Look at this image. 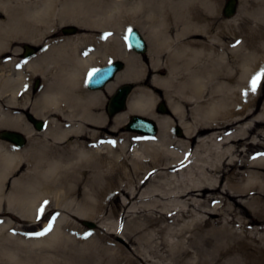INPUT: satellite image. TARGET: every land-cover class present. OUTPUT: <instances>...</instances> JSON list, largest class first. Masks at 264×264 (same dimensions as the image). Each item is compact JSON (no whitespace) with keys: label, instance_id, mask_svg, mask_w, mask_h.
I'll return each mask as SVG.
<instances>
[{"label":"bare ground","instance_id":"bare-ground-1","mask_svg":"<svg viewBox=\"0 0 264 264\" xmlns=\"http://www.w3.org/2000/svg\"><path fill=\"white\" fill-rule=\"evenodd\" d=\"M85 1L0 0V54L21 39L38 42L35 37L49 33L59 20L77 22L92 30L112 31L110 38L93 33L52 39L37 56L23 61L15 75L5 70L0 74V130L19 131L27 138L23 147L0 139V214L6 213L0 220L2 250L14 257V250L7 248L6 243L20 244L17 248L31 245L42 251L58 245L62 236L68 234L63 226L64 206L68 209L73 202L69 197L77 185L89 187L92 194L91 200L86 197L84 201L92 213L80 211L76 214L79 218H93L97 199L104 206L103 210L106 205L113 209V205L119 204L129 218L145 212L142 215L154 223H159L154 213L177 212L183 218V223L176 226L177 237H185L195 226L192 210L199 214L195 204L210 214L214 213L208 212L210 209L217 212L227 207L254 210V202L263 206L264 158L242 157L240 148L241 140L249 137V127L253 123L234 130L230 126L243 123L254 114L247 113L246 109L252 100L250 81L264 68V21L262 24L259 20V24L254 25V38L250 42L244 39L237 46L228 41L225 49L220 33L211 32V19L190 17L186 5L179 6L182 1L116 0L112 4H101L99 8L96 0ZM254 1L258 4V8L254 4V18L264 19V0ZM214 2L210 0V12L217 15L219 9L214 10ZM138 10L144 14V19L136 17ZM120 11L122 13L116 15ZM1 14L6 18L2 19ZM177 16L183 19L173 20ZM130 21L139 25L149 39L147 57L150 62L138 58L130 47H122L118 42L117 36ZM38 23L46 28L39 30ZM197 34L201 36L196 37ZM191 36L195 37L189 39ZM179 38L184 40L177 41ZM229 50L236 53L235 64L226 62ZM114 58L125 61V68L103 89L88 88L89 70L98 69V61ZM0 63L2 69L9 65L4 60ZM36 74L43 77V84L29 105L31 88L26 82ZM150 75L153 88L144 84ZM126 81L136 83L126 108L113 116L107 115V98ZM158 87L165 91L163 98L174 118L158 113L160 96L155 91ZM185 101L192 105L191 121L186 119L190 116L185 110ZM26 107L31 108L27 114L32 113L34 119L46 121L45 130L35 131L34 123L20 111ZM136 114L155 120L159 131L155 137L140 134L146 138L133 152L138 159L133 169L139 172L135 179H122V171L130 175L127 167L118 160L119 154L113 157L110 145L102 146L95 141L97 128L112 123L109 130L114 131ZM175 124L182 128L188 141L173 134ZM192 140L203 145L204 153L191 149L188 168L185 173L180 172L179 161L185 154L181 158L180 152L171 145L178 141L181 147L188 149ZM128 144L126 141L125 146ZM212 148L215 156L210 158L208 152ZM146 155L150 156V161H145ZM152 160L166 161L169 166L162 169L168 172L160 171L157 177L161 178V183L147 186L148 178L153 176L149 172L153 168L150 166ZM145 168L148 174L143 176L140 169ZM207 191L220 193L222 197L212 199L218 198L223 205L219 204L217 209L204 206L205 199L201 198L207 197ZM50 206L57 208L59 214L46 223L41 231L44 235H32L34 238L27 241L19 240V236H6V228L13 225V217L32 221L43 219ZM42 207L43 213L38 214ZM147 225L136 221L135 217L126 223L127 230L120 233L126 236L131 231L132 239L143 240L149 236ZM109 228L112 229L113 224ZM110 233L122 238L116 230ZM110 249L104 247V250ZM113 256L116 261L132 262V256L124 255L119 248L110 251V257Z\"/></svg>","mask_w":264,"mask_h":264},{"label":"rangeland","instance_id":"rangeland-1","mask_svg":"<svg viewBox=\"0 0 264 264\" xmlns=\"http://www.w3.org/2000/svg\"><path fill=\"white\" fill-rule=\"evenodd\" d=\"M115 1L116 0H96L95 2L97 5H95L97 8H99L101 4H112L115 3ZM132 1L133 0H128V2ZM171 1L174 3L182 1V4H179V6L184 8L186 5L187 9L190 11H187L190 17L208 20L211 19V22L213 23V26L210 28L211 32L220 33L223 40L222 47L225 49L228 41L232 42L230 43L231 45L237 46H239L244 39L250 42L251 38H254V25L259 24V20H261L260 23L262 24L264 21V19L254 18V4L257 3V1L254 0H238V12L236 15L230 18H224L222 12L223 6L227 0H212L215 1L214 10L219 9L217 15L214 14V12H210V0ZM85 2H89V0H86ZM172 6L174 5L172 4ZM255 8H258V4H255ZM121 13L122 12L120 11L116 15H120ZM143 15L144 14L140 10H138L136 13L137 18L140 17L144 19ZM238 15H240V18H237ZM1 18L5 19V14H1ZM175 18L177 20L183 19L182 16L173 17V20H175ZM233 19L236 20L234 21ZM144 22L146 23V21ZM178 23H180V21H178ZM38 24L40 27L39 30L46 28V26H43L40 23ZM175 24L177 26V21H175ZM66 26H77L79 28V33L68 36L64 35L62 28ZM133 28H138L144 34L139 25L132 24V22L129 23L125 27L123 33L117 36L118 42L122 43V47L127 46L129 48L127 41L128 33ZM175 32L176 29L173 30L174 34ZM93 33L104 35V37L110 38L112 31H104V29L92 30L82 26L77 22L68 20H65L64 22H61L60 20L56 21L49 33L42 37L39 35L35 37L34 40L39 39L38 42H31L26 39H21L13 42L8 51L0 54V62L4 60L5 62L9 63V65L4 69H2V65L0 63V74L5 70L4 72L15 75L18 70L22 68L23 61L37 56L44 46L52 39ZM144 36L146 37L145 34ZM192 37L194 38L195 36H191L189 39ZM146 40L149 49L150 42L147 37ZM182 40L184 39L179 38L177 41L182 42ZM25 44L36 46V48L40 50L39 53L30 58H26L24 55ZM132 52L145 62H150V58L147 57L149 56V52L146 54H137L133 50ZM163 54L166 56L165 53ZM118 59L120 58H114L110 61ZM236 60V53L233 50H229L226 62L229 61V64H235ZM110 61H98L96 68L101 67ZM254 63H256V61H254ZM92 70L93 69L89 70L87 74L88 76ZM164 73L165 72H162L161 74ZM150 78L151 75L149 78L144 80V84L150 88H153L150 84ZM36 79H40V85L38 89L35 87ZM26 83L29 84V87L31 88L30 99L28 100L30 105L35 100L37 92L43 84V77L39 74L32 75L30 76L29 83ZM125 83H131L134 86L136 84L133 81H126L120 84L118 87ZM118 87H116V89ZM155 91L160 96L158 103L167 102L165 98H163V95H165V91L163 89H155ZM251 96L252 100L251 102L249 100L246 112L254 113L253 116L243 123L239 122L237 125L233 124L230 127H233L234 130L235 127L237 128L238 126H243L250 122L253 123V125L249 127V137L245 140H241L240 148L243 150L242 157L250 160H257L264 158V80L261 81L260 86L255 92L252 93ZM185 106V110L188 115H192V105L185 101ZM30 109L31 108L26 107L24 110L20 111H24L25 114H27V112H30ZM158 113L164 114L160 111H158ZM167 114L173 117L172 112H168ZM191 118L192 116L186 119L191 121ZM176 126L178 125H174L173 134L175 136H179L178 138H180V140L188 141V138L183 134L178 135L175 133ZM111 127L112 123H109L104 127H98L95 141L102 146L110 145L113 150L114 158H116L119 154L118 160L124 164L125 168L127 167L126 170L130 174L129 176H126L121 170L122 179H135L139 171H135L133 169L135 167L134 162L138 160L135 158L133 152H135L139 142L146 137L135 132L133 133L126 131L124 129L125 125L114 131L109 130ZM34 129L36 132H39V130L36 128ZM0 139L2 138L0 137ZM126 141L129 143L128 147L125 146ZM179 143L180 142L177 141L176 143L172 144L171 148L179 151L181 158L185 154L184 157L179 161V165H182V168H179V171H183L185 173V170H187L190 163L189 158L191 157V152L196 151L197 153L203 154L204 147L195 140L189 142L190 148L188 149L181 147ZM214 150L215 149L212 148L208 152V156H210V158L215 156ZM105 157H107V155ZM149 157L150 156L146 155L144 157L145 161H150ZM168 159L169 156H167L166 160L168 161ZM152 161L153 162L150 163V166H153V168L149 170V172L153 176L152 178H148V182H146L147 186L151 184H154L155 186L161 183L162 180L161 178L157 177V175L160 173V171L168 172L166 169H162L169 166L166 164V161ZM145 170L146 168L140 169V172L143 176L148 174V172H145ZM196 175L197 174L195 173L194 176ZM217 193L218 192L213 193L211 191H207L205 193L207 197L203 196L201 198L205 199L203 202L204 206H212L216 209L219 208L220 205L222 206L223 202L221 200L219 201L218 198L212 199V197H222L220 193ZM90 194L91 191L89 190V187H84L82 185H77L76 189L70 194L69 199L73 200V202L70 204V206H68V209L64 206V212L66 215L63 225L64 230L68 234L62 236L63 240L58 242V245L53 246L51 250L45 249L42 251L40 248L36 249L34 246L26 245L24 243L23 244L25 246L22 247L21 245L22 248H17V246L20 244H15L14 242L12 244L6 243L5 246H8L7 248L13 249L15 255L14 257H11V254L4 252L0 245V264H126L127 262L125 260L116 261L114 256L110 257V251H116L117 248H119L124 255L130 254L132 256L130 258L132 262H129V264H264V204L262 203L261 204L263 206H260L254 202V210L247 207L246 209H244V207H237V210H233L227 207L215 212L214 209H210L208 212H214L213 214L207 213L205 210L203 211L202 208H199L197 204H195V207L198 208L197 210L199 211V214L196 215V211L192 210V215L195 218L193 219L195 226L191 227L192 231L185 233V237H177L175 236L177 232L176 226H179V224L183 223L182 216L177 215V212L172 214L166 213V215L164 212L154 213V216L159 218V223H154L153 221L147 220L145 215H142L145 214V212H140L139 215L134 214V217L129 218L128 213L119 204V206L113 205V209L110 205H106L103 210L104 206L102 207L99 199H97V208L95 207L96 210L94 211L93 218H79L76 214L80 211L82 213H92V211H90L88 207L84 205L86 197H89L91 200L92 194L91 196ZM73 208L76 209L75 212L72 211ZM3 214L6 215V213ZM3 214H0V220H3L6 217ZM57 214H59V210L53 206H50L43 219L41 218L36 221H32L30 219H21L17 216L13 218L11 217L13 220V225L6 228V236H19V240H30V238L33 236L36 237L37 233L44 230L46 223L49 222L53 216H57ZM167 215H170V218H168ZM135 217L136 221L142 222L143 224L147 225L148 222V225L146 226V233L149 236L143 240H137L134 238L133 240V233L131 231L128 232L129 235L126 233V236H122V233H120L124 230H127V227L125 229L126 223L130 222ZM84 219L95 221L98 224V227H87L82 223ZM100 222L103 223L100 224ZM117 222L119 225H117ZM111 224H113L112 229L109 228ZM199 224L200 226L196 227ZM161 227L165 228L163 229ZM115 230L119 235L122 236V238H117V235L110 233L111 231ZM1 238L2 237L0 235V240H2ZM104 247H110L111 249L104 250Z\"/></svg>","mask_w":264,"mask_h":264},{"label":"water","instance_id":"water-1","mask_svg":"<svg viewBox=\"0 0 264 264\" xmlns=\"http://www.w3.org/2000/svg\"><path fill=\"white\" fill-rule=\"evenodd\" d=\"M238 10L237 0H227L223 7V14L225 17H232ZM79 28L77 26H66L62 28L64 35L77 34ZM128 45L130 48L138 54H145L148 52V45L145 36L138 28H133L128 33ZM25 57L30 58L37 53L36 46L25 44ZM125 68V63L122 60L111 61L108 64L96 69L89 77L87 86L90 89L98 90L103 89L105 85L114 79L116 74ZM40 85V79H36L35 87L38 89ZM134 85L131 83H125L121 85L115 93L110 97L108 101V114L113 116L116 113L124 110L127 106V100L130 92L133 90ZM159 111L168 113L170 111L168 105L165 102H161ZM30 121L34 123L37 130L43 131L46 128V122L44 119H34L32 113H28ZM124 129L126 131L143 134L147 137H155L159 131L157 122L151 118L144 117L142 115H132L126 123ZM175 133L182 135L183 131L180 126L175 127ZM0 137L5 140H9L19 147H23L26 144L27 138L19 131L4 129L0 132ZM84 225L89 228L97 227V223L93 220L84 219L82 221Z\"/></svg>","mask_w":264,"mask_h":264},{"label":"snow or ice","instance_id":"snow-or-ice-1","mask_svg":"<svg viewBox=\"0 0 264 264\" xmlns=\"http://www.w3.org/2000/svg\"><path fill=\"white\" fill-rule=\"evenodd\" d=\"M264 80V68H262L250 81V90L255 92L260 86L261 81ZM247 94V93H245ZM44 211L43 207L38 210V214H42ZM50 230V229H48ZM45 233H37L36 235H44Z\"/></svg>","mask_w":264,"mask_h":264},{"label":"flooded vegetation","instance_id":"flooded-vegetation-1","mask_svg":"<svg viewBox=\"0 0 264 264\" xmlns=\"http://www.w3.org/2000/svg\"><path fill=\"white\" fill-rule=\"evenodd\" d=\"M198 36L200 35L201 36V34H197ZM68 36V35H67ZM158 90H162V88L160 89L159 87L157 88ZM116 91V90H115ZM157 109H158V107H157ZM106 111L108 112V100H107V102H106ZM1 132V131H0Z\"/></svg>","mask_w":264,"mask_h":264}]
</instances>
